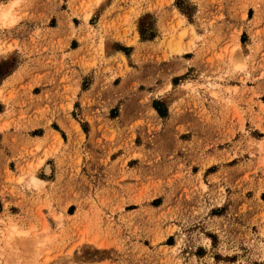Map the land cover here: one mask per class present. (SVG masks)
Instances as JSON below:
<instances>
[{"label": "rangeland", "instance_id": "obj_1", "mask_svg": "<svg viewBox=\"0 0 264 264\" xmlns=\"http://www.w3.org/2000/svg\"><path fill=\"white\" fill-rule=\"evenodd\" d=\"M0 264H264V0H0Z\"/></svg>", "mask_w": 264, "mask_h": 264}, {"label": "bare ground", "instance_id": "obj_2", "mask_svg": "<svg viewBox=\"0 0 264 264\" xmlns=\"http://www.w3.org/2000/svg\"><path fill=\"white\" fill-rule=\"evenodd\" d=\"M32 182H36L35 179H33ZM10 236H12V234Z\"/></svg>", "mask_w": 264, "mask_h": 264}]
</instances>
